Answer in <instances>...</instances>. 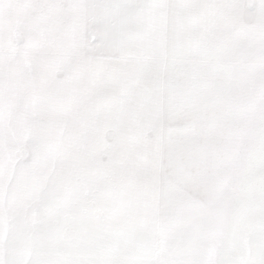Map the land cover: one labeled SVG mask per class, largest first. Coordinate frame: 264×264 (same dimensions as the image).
Returning a JSON list of instances; mask_svg holds the SVG:
<instances>
[{
	"label": "snow or ice",
	"instance_id": "1",
	"mask_svg": "<svg viewBox=\"0 0 264 264\" xmlns=\"http://www.w3.org/2000/svg\"><path fill=\"white\" fill-rule=\"evenodd\" d=\"M0 264H264V0H0Z\"/></svg>",
	"mask_w": 264,
	"mask_h": 264
}]
</instances>
